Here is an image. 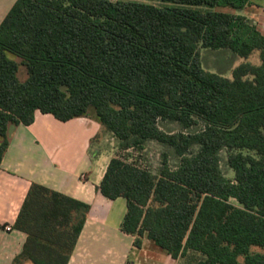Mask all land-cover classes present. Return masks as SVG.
<instances>
[{"label": "trees", "instance_id": "1", "mask_svg": "<svg viewBox=\"0 0 264 264\" xmlns=\"http://www.w3.org/2000/svg\"><path fill=\"white\" fill-rule=\"evenodd\" d=\"M249 3L17 0L0 25V169L12 128L31 125L36 111L63 122L95 116L123 149L154 140L180 158L157 175L117 156L108 164L99 189L127 200L122 229L137 246L146 233L187 264H264L251 250L264 249V34L217 10ZM200 47L242 58L258 50L261 64L242 63L230 79L202 67ZM160 121L203 127L170 133ZM224 150L234 179L222 172ZM89 210L33 184L14 224L27 239L12 264H69Z\"/></svg>", "mask_w": 264, "mask_h": 264}, {"label": "crops", "instance_id": "2", "mask_svg": "<svg viewBox=\"0 0 264 264\" xmlns=\"http://www.w3.org/2000/svg\"><path fill=\"white\" fill-rule=\"evenodd\" d=\"M16 1L0 0V25ZM232 14L246 17L264 34V0H251ZM110 136L95 116L63 122L41 111L31 125L12 128L0 169V264H12L23 250L27 235L14 224L33 184L90 206L69 264H187L155 245L146 233L137 246V236L123 231L127 200H111L99 189L115 157L107 144Z\"/></svg>", "mask_w": 264, "mask_h": 264}, {"label": "rangeland", "instance_id": "3", "mask_svg": "<svg viewBox=\"0 0 264 264\" xmlns=\"http://www.w3.org/2000/svg\"><path fill=\"white\" fill-rule=\"evenodd\" d=\"M111 1H119V0H111ZM123 1H146V0H123ZM157 6H165L166 4L154 1L151 2ZM219 11L234 13L235 9L228 7H220L217 8ZM9 56L13 59L19 60L15 55L9 54ZM200 62L202 67L209 72H214L220 74L224 77H228L232 79L233 70L240 64L249 62L254 65L261 64L260 52L258 50L254 51L251 56L248 58H242L237 54L233 53L229 49H221V50H213L200 47ZM20 78L21 80H25L27 78V73L25 67H21L20 69ZM159 126L162 130L170 133H178L181 131L186 132H196L203 127L202 123L192 127L189 130H184L180 124L176 122L170 121H160ZM109 137V141L107 142L108 146L113 149V153L115 156L120 157L130 163H135L142 168H145L151 171L154 174H159L165 161L171 169H175L180 164V158L175 153L174 149L171 146L166 144H162L157 141H148L143 148H131V149H123L120 145L118 139L111 140ZM198 150V147H194L191 152L194 153ZM221 157V169L223 174L229 178L234 179L235 172L232 168H230L228 164V152L226 150L222 151L220 154ZM232 203L237 204L236 200L232 199ZM252 252H264V249L260 247H253ZM243 258H241V262Z\"/></svg>", "mask_w": 264, "mask_h": 264}, {"label": "built area", "instance_id": "4", "mask_svg": "<svg viewBox=\"0 0 264 264\" xmlns=\"http://www.w3.org/2000/svg\"><path fill=\"white\" fill-rule=\"evenodd\" d=\"M5 229L10 231L12 229V227L11 226H6Z\"/></svg>", "mask_w": 264, "mask_h": 264}]
</instances>
